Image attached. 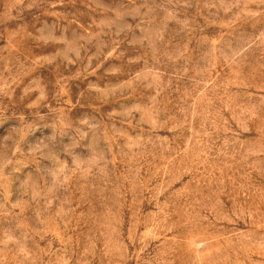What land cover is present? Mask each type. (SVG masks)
I'll return each mask as SVG.
<instances>
[{"label":"rangeland","instance_id":"rangeland-1","mask_svg":"<svg viewBox=\"0 0 264 264\" xmlns=\"http://www.w3.org/2000/svg\"><path fill=\"white\" fill-rule=\"evenodd\" d=\"M0 264H264V0H0Z\"/></svg>","mask_w":264,"mask_h":264}]
</instances>
